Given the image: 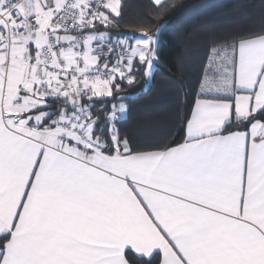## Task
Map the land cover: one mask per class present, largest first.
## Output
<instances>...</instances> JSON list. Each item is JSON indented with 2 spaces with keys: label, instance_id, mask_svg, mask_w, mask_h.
Masks as SVG:
<instances>
[{
  "label": "snow or ice",
  "instance_id": "obj_1",
  "mask_svg": "<svg viewBox=\"0 0 264 264\" xmlns=\"http://www.w3.org/2000/svg\"><path fill=\"white\" fill-rule=\"evenodd\" d=\"M122 8L0 0V264H264V28L209 38L182 140L141 143L159 29Z\"/></svg>",
  "mask_w": 264,
  "mask_h": 264
},
{
  "label": "trees",
  "instance_id": "obj_2",
  "mask_svg": "<svg viewBox=\"0 0 264 264\" xmlns=\"http://www.w3.org/2000/svg\"><path fill=\"white\" fill-rule=\"evenodd\" d=\"M174 0H165V5ZM178 6L156 16L153 0H122V33L143 27L158 32L159 66L148 84L130 89L125 127L141 143L182 140L194 89L211 37L264 28V0H175Z\"/></svg>",
  "mask_w": 264,
  "mask_h": 264
}]
</instances>
